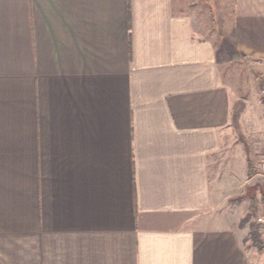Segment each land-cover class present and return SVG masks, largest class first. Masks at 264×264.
Listing matches in <instances>:
<instances>
[{
  "label": "crops",
  "instance_id": "crops-1",
  "mask_svg": "<svg viewBox=\"0 0 264 264\" xmlns=\"http://www.w3.org/2000/svg\"><path fill=\"white\" fill-rule=\"evenodd\" d=\"M206 2L0 0V264H264ZM219 13L264 72V0Z\"/></svg>",
  "mask_w": 264,
  "mask_h": 264
},
{
  "label": "rangeland",
  "instance_id": "rangeland-1",
  "mask_svg": "<svg viewBox=\"0 0 264 264\" xmlns=\"http://www.w3.org/2000/svg\"><path fill=\"white\" fill-rule=\"evenodd\" d=\"M232 2L233 0H210L211 6L209 2H206L204 10H209V7H212L213 11L210 17L207 15L204 18L201 17V23H203L207 33L211 34V37L217 43V47H219L220 74L224 77L233 93L229 143L242 144L248 154L249 162L251 161L252 165L258 168L262 161L264 144V72L254 69L250 59L235 55L229 42L224 41V45L227 44V47H225L222 46L223 43L221 44L219 40L220 34L224 33L220 30L219 9H225L230 14ZM226 34L228 35V40H230V32H226ZM251 183L253 185L251 193L257 195L258 198L264 196V187L260 182L254 184L252 181ZM251 193L249 194L251 195ZM255 207V204H253V209H250L251 217L247 224L257 226L260 235V225L262 223H258L259 218L255 217V215L256 210H260L263 216L264 206L258 203V208ZM254 209L255 212H253ZM247 241L251 242L250 238ZM262 245L264 247L263 242Z\"/></svg>",
  "mask_w": 264,
  "mask_h": 264
},
{
  "label": "trees",
  "instance_id": "trees-1",
  "mask_svg": "<svg viewBox=\"0 0 264 264\" xmlns=\"http://www.w3.org/2000/svg\"><path fill=\"white\" fill-rule=\"evenodd\" d=\"M253 175H254V170L251 169L249 171V176L252 177ZM253 212H255V209L253 210ZM250 217H251V214L249 212V214L245 217V219L241 221L240 226L243 227L244 225H246L248 223ZM249 226H250L249 227L250 228L249 238L251 240L252 246L255 247L258 250V252L260 253L263 251L264 247H263L262 242H261V238H260V235L258 232V227L255 226L254 224H250Z\"/></svg>",
  "mask_w": 264,
  "mask_h": 264
},
{
  "label": "built area",
  "instance_id": "built-area-1",
  "mask_svg": "<svg viewBox=\"0 0 264 264\" xmlns=\"http://www.w3.org/2000/svg\"><path fill=\"white\" fill-rule=\"evenodd\" d=\"M258 178L260 181V184L264 187V144H263V150H262V161L258 168H256L255 177ZM258 223H262V219H258Z\"/></svg>",
  "mask_w": 264,
  "mask_h": 264
},
{
  "label": "water",
  "instance_id": "water-1",
  "mask_svg": "<svg viewBox=\"0 0 264 264\" xmlns=\"http://www.w3.org/2000/svg\"><path fill=\"white\" fill-rule=\"evenodd\" d=\"M260 181H259V179L258 178H254V180H253V183L255 184V183H259Z\"/></svg>",
  "mask_w": 264,
  "mask_h": 264
}]
</instances>
